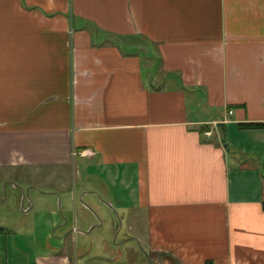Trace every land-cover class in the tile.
Segmentation results:
<instances>
[{"label":"crops","instance_id":"1","mask_svg":"<svg viewBox=\"0 0 264 264\" xmlns=\"http://www.w3.org/2000/svg\"><path fill=\"white\" fill-rule=\"evenodd\" d=\"M257 122L264 0H0V207L33 264H264Z\"/></svg>","mask_w":264,"mask_h":264},{"label":"rangeland","instance_id":"2","mask_svg":"<svg viewBox=\"0 0 264 264\" xmlns=\"http://www.w3.org/2000/svg\"><path fill=\"white\" fill-rule=\"evenodd\" d=\"M2 182L3 180H0V184ZM3 206L0 207V228L4 229L0 232V264H33L37 247L33 244V237L24 235L27 234L25 230H32L31 217L24 212V201L22 199L19 201V198L14 201L12 209L9 207L7 220L2 214V207L5 208V205ZM25 206H28V202ZM128 260L122 259L121 262L126 264Z\"/></svg>","mask_w":264,"mask_h":264},{"label":"trees","instance_id":"3","mask_svg":"<svg viewBox=\"0 0 264 264\" xmlns=\"http://www.w3.org/2000/svg\"><path fill=\"white\" fill-rule=\"evenodd\" d=\"M248 125H251V126H264V123L257 122V123H249ZM207 128H208L207 124L203 125L202 126V131H205Z\"/></svg>","mask_w":264,"mask_h":264},{"label":"built area","instance_id":"4","mask_svg":"<svg viewBox=\"0 0 264 264\" xmlns=\"http://www.w3.org/2000/svg\"><path fill=\"white\" fill-rule=\"evenodd\" d=\"M230 112L232 113L233 110H230ZM205 135L208 136V137H211L212 136V131L211 130H206L205 131Z\"/></svg>","mask_w":264,"mask_h":264},{"label":"water","instance_id":"5","mask_svg":"<svg viewBox=\"0 0 264 264\" xmlns=\"http://www.w3.org/2000/svg\"><path fill=\"white\" fill-rule=\"evenodd\" d=\"M24 208V207H23Z\"/></svg>","mask_w":264,"mask_h":264}]
</instances>
